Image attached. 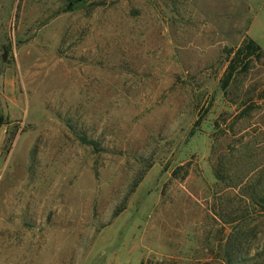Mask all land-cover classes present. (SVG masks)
Listing matches in <instances>:
<instances>
[{
    "label": "rangeland",
    "instance_id": "obj_1",
    "mask_svg": "<svg viewBox=\"0 0 264 264\" xmlns=\"http://www.w3.org/2000/svg\"><path fill=\"white\" fill-rule=\"evenodd\" d=\"M263 7L0 0V264H264Z\"/></svg>",
    "mask_w": 264,
    "mask_h": 264
},
{
    "label": "trees",
    "instance_id": "obj_2",
    "mask_svg": "<svg viewBox=\"0 0 264 264\" xmlns=\"http://www.w3.org/2000/svg\"><path fill=\"white\" fill-rule=\"evenodd\" d=\"M231 54L232 56L229 57L230 59H228V65L226 67V76L228 77L242 64V68L245 70L248 64L246 60H249V58H264V50L250 37L244 39L237 48L230 49L228 56Z\"/></svg>",
    "mask_w": 264,
    "mask_h": 264
},
{
    "label": "water",
    "instance_id": "obj_3",
    "mask_svg": "<svg viewBox=\"0 0 264 264\" xmlns=\"http://www.w3.org/2000/svg\"><path fill=\"white\" fill-rule=\"evenodd\" d=\"M2 59H5L6 58V51L4 50L2 55H1Z\"/></svg>",
    "mask_w": 264,
    "mask_h": 264
},
{
    "label": "crops",
    "instance_id": "obj_4",
    "mask_svg": "<svg viewBox=\"0 0 264 264\" xmlns=\"http://www.w3.org/2000/svg\"><path fill=\"white\" fill-rule=\"evenodd\" d=\"M264 8V7H263ZM247 34H248V31H247ZM248 36H249V34H248ZM250 37V36H249ZM251 38V37H250ZM251 39H253V38H251ZM254 40V39H253ZM255 41V40H254ZM256 42V41H255ZM257 43V42H256ZM258 44V43H257ZM261 47V46H260ZM262 49H264L263 47H261Z\"/></svg>",
    "mask_w": 264,
    "mask_h": 264
}]
</instances>
